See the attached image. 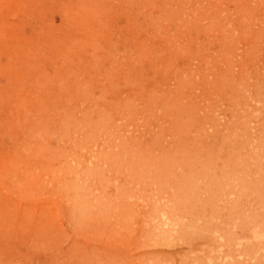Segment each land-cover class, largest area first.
Wrapping results in <instances>:
<instances>
[{
    "label": "rangeland",
    "instance_id": "1",
    "mask_svg": "<svg viewBox=\"0 0 264 264\" xmlns=\"http://www.w3.org/2000/svg\"><path fill=\"white\" fill-rule=\"evenodd\" d=\"M260 220L264 0H0V264H264Z\"/></svg>",
    "mask_w": 264,
    "mask_h": 264
},
{
    "label": "bare ground",
    "instance_id": "2",
    "mask_svg": "<svg viewBox=\"0 0 264 264\" xmlns=\"http://www.w3.org/2000/svg\"><path fill=\"white\" fill-rule=\"evenodd\" d=\"M70 171L71 170H69V172ZM87 172H88L87 175H90L89 171ZM77 178L80 179L81 177L76 176L75 181L72 184H69V187H68V189H71V190L75 189L74 195H73L74 197L73 203H71L72 209H79L78 208L79 204L82 202V195L81 193L78 192V188H80L81 186L78 185ZM58 179L60 180V177L56 178L57 182H58ZM173 208L175 211V206ZM154 210L156 211L154 213V216L157 217L158 221L154 222L153 229L157 230L155 231L157 234H161L162 236L169 238L170 236L172 237L173 235H175V233L179 231V227L181 225H184L183 220H179V217H177L178 215L176 213L173 214L172 211L168 213L164 210H158L157 208H155ZM151 218L154 219L153 216ZM249 239H250V243L252 239L255 241H259V242H262L261 240L264 241V223L261 220L258 221L257 224H253L251 226V229L249 233L247 234V238H246L248 243H249ZM240 243L242 244V242H237V244H240Z\"/></svg>",
    "mask_w": 264,
    "mask_h": 264
}]
</instances>
